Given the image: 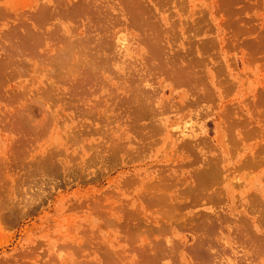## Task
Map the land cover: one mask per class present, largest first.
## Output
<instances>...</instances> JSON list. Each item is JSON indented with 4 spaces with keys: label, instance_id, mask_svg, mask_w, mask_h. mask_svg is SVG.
Returning a JSON list of instances; mask_svg holds the SVG:
<instances>
[{
    "label": "rangeland",
    "instance_id": "obj_1",
    "mask_svg": "<svg viewBox=\"0 0 264 264\" xmlns=\"http://www.w3.org/2000/svg\"><path fill=\"white\" fill-rule=\"evenodd\" d=\"M0 264H264V0H0Z\"/></svg>",
    "mask_w": 264,
    "mask_h": 264
},
{
    "label": "bare ground",
    "instance_id": "obj_2",
    "mask_svg": "<svg viewBox=\"0 0 264 264\" xmlns=\"http://www.w3.org/2000/svg\"><path fill=\"white\" fill-rule=\"evenodd\" d=\"M212 249V248H211ZM203 258V257H202Z\"/></svg>",
    "mask_w": 264,
    "mask_h": 264
}]
</instances>
